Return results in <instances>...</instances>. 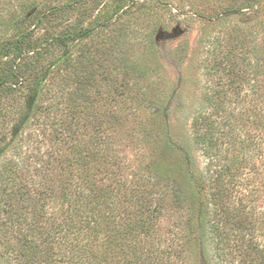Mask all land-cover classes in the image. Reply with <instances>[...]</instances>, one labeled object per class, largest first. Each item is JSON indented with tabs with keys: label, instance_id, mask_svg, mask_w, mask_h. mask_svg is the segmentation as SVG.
Returning a JSON list of instances; mask_svg holds the SVG:
<instances>
[{
	"label": "trees",
	"instance_id": "1",
	"mask_svg": "<svg viewBox=\"0 0 264 264\" xmlns=\"http://www.w3.org/2000/svg\"><path fill=\"white\" fill-rule=\"evenodd\" d=\"M88 1L75 0L73 5L36 13L32 27L25 28L14 17V32L0 43V264H169L174 256L181 259L191 244L206 257L204 264H264V248L251 239L250 227L245 228L239 220L242 208L238 194L241 192L240 180L247 174L251 146L248 141H240L239 156L222 158L224 163L219 165L220 139L223 138L219 128L222 125L212 121V115L203 110L192 120L191 138L207 160L204 168L195 165L189 147H176L167 141L166 153H179L173 164L174 175L166 176L162 166L159 165L157 170L155 165L154 169L160 173L151 171L136 175L135 172L128 181L119 159L109 160L108 156L100 155L98 148L89 156L87 152L83 154L86 149L78 143L79 128L92 127L90 122L84 120L82 125L75 119L66 122L60 118L59 104L45 103L51 89L48 87L51 77L55 72L59 74L62 66L70 69L79 66L77 78L73 80L79 87L86 80L87 69L96 60V54L84 48L76 54L75 50L82 42L101 35L107 28L113 31L125 14L135 6L143 5L141 0H106L103 6L98 5V10L90 12ZM258 3L259 0H231L220 12L211 15L212 32L231 14L254 9ZM71 7H87L81 12L87 19H81L72 25V29L66 28L58 34L34 36L33 29L50 15ZM245 29L236 26L226 30L223 33L228 37L223 40L207 34L201 39V46L207 53L201 58V68L208 69L212 76L221 72L231 76L230 86L238 82L235 72L239 64L231 56L238 42L245 44L246 35L240 36ZM226 39L234 49L224 54ZM58 49L63 50L60 57L44 64L48 55ZM151 50L156 56V48L152 46ZM101 57L97 56L98 62ZM115 72L122 74L124 71ZM129 87L127 81L124 92H128ZM23 90H26L23 102L4 103V99ZM86 92L83 87L76 91L77 97L71 101L69 110L74 103L80 106L78 100L81 102ZM219 92H205L204 99L207 106L222 105L221 112L225 109L224 104L214 103ZM143 93L141 102L147 98V93ZM116 95L119 94L115 91L113 99ZM2 117L6 122H1ZM233 118L229 115L228 120L221 121L230 137L236 133ZM47 120L54 130L49 138L41 132V127L48 124ZM101 126L102 123L95 129L99 136H93L94 147L103 142ZM38 128L39 133L31 135ZM140 129L150 134L145 124L140 125ZM49 141L50 151L46 150L48 152L43 156L40 149ZM65 144L74 149L75 156L74 160H69L62 175L68 174L78 161H95L90 164L91 171L88 170L76 183L72 178L64 180L58 199L62 219L48 229L38 222L47 216V201L54 197V186L49 184L52 159L59 155ZM98 163L105 164L104 170L95 168ZM80 188L88 189V195L83 196ZM168 198L189 212L185 227L173 240H164L159 228L164 202ZM247 236L249 239L246 240ZM167 242L169 250L162 247ZM210 252L212 258H209Z\"/></svg>",
	"mask_w": 264,
	"mask_h": 264
},
{
	"label": "rangeland",
	"instance_id": "2",
	"mask_svg": "<svg viewBox=\"0 0 264 264\" xmlns=\"http://www.w3.org/2000/svg\"><path fill=\"white\" fill-rule=\"evenodd\" d=\"M104 1L106 0H89L87 7L91 8L90 12H94L100 7L99 4L103 6ZM230 1L141 0L143 5L139 4L125 14L114 26L113 31L107 28L101 35L86 39L78 50H75L78 54L77 51L82 48L91 49L96 54V60L87 69L83 86L79 87L77 82L73 81L77 78L79 66L74 65L72 69L62 66L59 74L55 72L51 77L48 85L51 89L45 103L59 104L62 109L60 118L66 122L72 119L79 121L81 125L84 120L90 122L92 127L89 126L86 130L79 128L80 142L76 138L81 146H85L83 154L87 152L86 155L89 156L98 148L100 155L108 156L109 160L113 157L119 159L118 162L125 171L123 176L128 181L135 172L136 175L141 172H158L159 165L166 176L174 175L173 164L176 163L179 153L173 151L167 154V141H171L176 147H189L195 165L204 168L207 160L191 138V123L195 115L206 111L212 115V121L222 125L219 128L223 137L220 139L222 150H218L222 154H219V165L224 163L222 158H233L241 154L240 141H248L251 145L247 174L240 180L242 184L238 201L242 215L239 220L245 228L250 227L253 237L251 239L264 248V0H259L254 9L231 14L223 25H219L212 32L214 25L209 24L211 15L220 12ZM73 4L75 0H0V43L14 32V17L18 19L17 22L23 23L25 28L32 27L36 13L50 12L57 7ZM85 8L71 7L50 15L33 29L34 36H50L71 28L78 21L87 19L81 16ZM236 26L246 27L240 36L246 35L247 39L244 45L238 42L231 56L239 65L235 72L238 82L230 86L229 83L233 79L231 76L222 72L212 76L208 69L201 68V58L207 55L201 46V39L207 34L223 40L228 37L223 32ZM224 41L223 53L227 54L234 48L228 45L227 39ZM152 46L157 50L156 56L151 52ZM62 51L58 49L51 52L44 64L60 57ZM98 55H102L99 62ZM225 69L227 70V67ZM113 71L124 72L116 74ZM127 81L130 83L129 91L124 92L123 86ZM82 87L87 92L81 102L78 100L80 106L74 103V107L69 110L71 101L77 97L76 91ZM218 90L220 95L215 98L214 103L224 104L225 109L221 112L222 105L213 104L216 107L213 108L212 104L207 106L204 99L205 92ZM25 91L17 92L12 98L7 97L4 103L23 102ZM115 91L119 95L113 99ZM141 92H144V95L147 93L143 102ZM229 115L234 116L232 123L236 132L231 137L226 135L228 130L224 129L222 124L228 120ZM1 122H6V118L2 117ZM101 123L103 126L99 131L103 142L94 147L93 136H99L95 129H98ZM143 124L150 129V134L140 129ZM41 129L46 138L54 131L50 122ZM38 133L39 128L37 132L33 130L31 135ZM49 143L51 142H45V146L40 149L43 156L50 151ZM68 146L63 145L59 155L52 159V181L49 184L54 186V197L47 201V216L38 222L48 229L62 219L58 199L64 180L72 178L76 183L88 170L91 171L90 164L95 161H78L68 174L62 175L69 160H74L75 156L74 149ZM96 165H99L96 169L101 167L104 170L105 164ZM155 165L157 170L153 167ZM80 190L83 196L88 195V189ZM188 213L173 204L172 198L164 202L163 214L159 221L160 233L164 240H173L185 227ZM162 247L169 250V242ZM210 253L209 258H212L213 254ZM204 259L206 257L201 250L199 252L197 247L191 244L181 259L174 256L169 264H204Z\"/></svg>",
	"mask_w": 264,
	"mask_h": 264
}]
</instances>
